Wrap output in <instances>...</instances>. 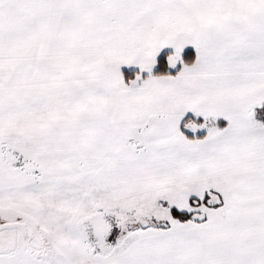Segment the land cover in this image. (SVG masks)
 I'll use <instances>...</instances> for the list:
<instances>
[{
	"label": "snow or ice",
	"instance_id": "obj_1",
	"mask_svg": "<svg viewBox=\"0 0 264 264\" xmlns=\"http://www.w3.org/2000/svg\"><path fill=\"white\" fill-rule=\"evenodd\" d=\"M0 264H264V0H0Z\"/></svg>",
	"mask_w": 264,
	"mask_h": 264
}]
</instances>
